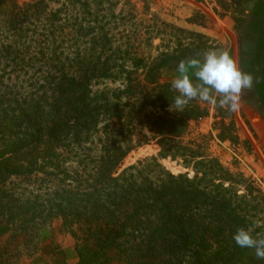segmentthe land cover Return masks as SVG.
Segmentation results:
<instances>
[{"label": "trees", "instance_id": "1", "mask_svg": "<svg viewBox=\"0 0 264 264\" xmlns=\"http://www.w3.org/2000/svg\"><path fill=\"white\" fill-rule=\"evenodd\" d=\"M122 1L12 0L0 12V238L36 245L40 228L58 218L76 264H264L232 239L241 227L264 238V191L205 144L183 142L189 123L209 111L198 99L177 111L178 93L161 83V70L205 54L209 39L162 23L197 45L175 36L149 44L154 57L131 52L129 31L118 29L136 10ZM102 83L119 87L96 88ZM150 91L155 114L125 110ZM136 117L158 154L121 169L143 145L134 141Z\"/></svg>", "mask_w": 264, "mask_h": 264}, {"label": "rangeland", "instance_id": "2", "mask_svg": "<svg viewBox=\"0 0 264 264\" xmlns=\"http://www.w3.org/2000/svg\"><path fill=\"white\" fill-rule=\"evenodd\" d=\"M11 1L5 0L0 6V12L6 11ZM17 1L21 3L29 0ZM253 1L255 0H242L240 5L235 6L231 0H129L136 10V16L127 19L118 30L125 27L129 31L130 45L133 46L131 52L136 50L139 54H151L153 57L156 52L150 45L154 47L162 43L164 46L175 36L187 38L191 44L198 43L195 38L179 35L162 27V23L202 34L210 41L208 50L228 51L240 70L253 77V86L243 90L240 95L239 111L229 112L226 108L219 107L223 112L219 117L213 105L201 104L208 109L209 115L189 123L183 142L195 140L205 144L209 154L223 167L254 182L264 191V98L257 99L253 93L254 89H257L258 93H264V60L254 57L257 48L255 45L247 47V42H253L256 34L264 40V22L252 16ZM120 9L127 11L129 7L124 4L120 5L117 11ZM157 28L159 33L155 37L154 30ZM203 56L204 54L198 55L184 62L202 59ZM178 65L179 63H175L161 70V83L172 84L178 74ZM192 80L193 83L198 82L194 76ZM117 87L118 84L102 83L96 88L116 91ZM148 89L151 90L152 87ZM150 95L153 96L149 99L151 101L139 104L133 101L125 110L138 112L141 116L155 114V108L148 106V102L156 101L157 95L153 91H150ZM146 124L144 120L140 123L136 117L134 141L143 145L125 158L121 169L145 158L157 156L155 141L148 140V137L145 141L143 138L151 136L145 128ZM221 133L232 141H220L218 136ZM161 164L174 175L185 172L178 163L163 161ZM33 243L36 245L23 237L8 235L0 238V264H76L78 261L74 250L75 242L64 231L58 218L41 227L37 240Z\"/></svg>", "mask_w": 264, "mask_h": 264}, {"label": "clouds", "instance_id": "3", "mask_svg": "<svg viewBox=\"0 0 264 264\" xmlns=\"http://www.w3.org/2000/svg\"><path fill=\"white\" fill-rule=\"evenodd\" d=\"M171 87L178 93L174 99L177 111L192 100L226 108L229 112L240 109V95L253 86V77L243 72L228 51L208 50L202 59L187 63L181 61ZM197 83H193L192 77ZM232 239L241 248L255 250L257 259H264V238L253 235L250 227L238 228Z\"/></svg>", "mask_w": 264, "mask_h": 264}, {"label": "crops", "instance_id": "4", "mask_svg": "<svg viewBox=\"0 0 264 264\" xmlns=\"http://www.w3.org/2000/svg\"><path fill=\"white\" fill-rule=\"evenodd\" d=\"M253 5L251 6V14L253 17H255L256 19H259L261 21L264 22V0H255L252 3ZM261 28V27H260ZM264 33V31H262ZM264 35V34H263ZM262 35V37H263ZM261 36L258 34H256L255 37H253V42H247V44H249L247 47H251L252 45H255L256 51L254 53V57H257V59L260 60H264V40L260 39ZM263 47V48H262ZM256 88V86H254ZM253 93L256 95L257 99H261L264 98V93H258L257 89L253 90Z\"/></svg>", "mask_w": 264, "mask_h": 264}]
</instances>
